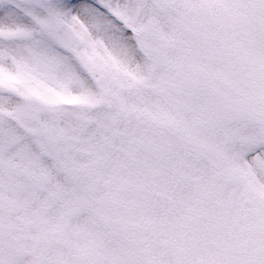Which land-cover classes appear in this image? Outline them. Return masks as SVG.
Instances as JSON below:
<instances>
[{"label": "snow or ice", "instance_id": "6c2138e0", "mask_svg": "<svg viewBox=\"0 0 264 264\" xmlns=\"http://www.w3.org/2000/svg\"><path fill=\"white\" fill-rule=\"evenodd\" d=\"M0 264H264V0H0Z\"/></svg>", "mask_w": 264, "mask_h": 264}]
</instances>
